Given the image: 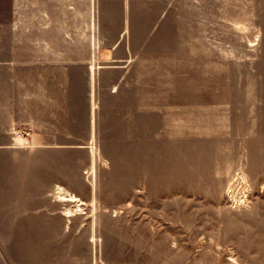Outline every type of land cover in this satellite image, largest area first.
I'll return each mask as SVG.
<instances>
[{"label":"rangeland","instance_id":"374dc122","mask_svg":"<svg viewBox=\"0 0 264 264\" xmlns=\"http://www.w3.org/2000/svg\"><path fill=\"white\" fill-rule=\"evenodd\" d=\"M201 1L204 29L156 30L151 36L175 44L143 47L146 110L140 131L127 133L134 139L119 152L105 142L109 158L81 146L62 158L76 165L81 191L56 194L95 199L68 212H88L95 228L109 229L94 245L110 257L123 251L126 264H264V0ZM105 2L0 0V53H37L20 41L28 37L57 38L83 54L132 39L135 31L99 28ZM138 50L121 45L115 54H128L132 67Z\"/></svg>","mask_w":264,"mask_h":264},{"label":"crops","instance_id":"0c3cea01","mask_svg":"<svg viewBox=\"0 0 264 264\" xmlns=\"http://www.w3.org/2000/svg\"><path fill=\"white\" fill-rule=\"evenodd\" d=\"M201 4L106 0L100 12L107 26L99 28L120 35L135 31L132 39L119 38L100 54H83L63 48L57 38L28 37L20 41L37 53H0V239H7L6 262L0 259V264H126L123 251L110 257L105 247L99 251L94 245L109 229L95 228V221L85 218L88 212H68L90 207L95 199L70 201L56 194L81 191L72 182L76 165L70 161L63 166L62 158L80 146L88 157L100 152L109 158L105 142L119 152L122 141L134 139L127 133L140 131L145 109L141 78L148 59L143 47L175 44L151 36L156 30L204 29ZM177 39L176 44H184V37ZM121 45L140 47L134 54L140 65L131 67L128 54H115ZM154 111L150 106L146 125L153 124ZM95 143H101L100 151L91 149ZM124 234L119 230L116 236ZM26 239H39L38 245H27Z\"/></svg>","mask_w":264,"mask_h":264},{"label":"bare ground","instance_id":"6f19581e","mask_svg":"<svg viewBox=\"0 0 264 264\" xmlns=\"http://www.w3.org/2000/svg\"><path fill=\"white\" fill-rule=\"evenodd\" d=\"M72 193V192H71ZM75 194H72V197L74 196ZM68 197H71V196H68Z\"/></svg>","mask_w":264,"mask_h":264}]
</instances>
